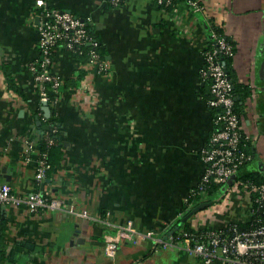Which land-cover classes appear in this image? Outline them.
Listing matches in <instances>:
<instances>
[{
    "label": "crops",
    "instance_id": "obj_1",
    "mask_svg": "<svg viewBox=\"0 0 264 264\" xmlns=\"http://www.w3.org/2000/svg\"><path fill=\"white\" fill-rule=\"evenodd\" d=\"M197 1L198 11L179 0L168 8L157 0H51L87 21L108 69L100 73L63 46L55 49L51 70L62 85L48 106L63 156L49 181L36 183L38 140L48 130L41 126L49 125L29 69L38 54L35 0H0V184L60 202L37 212L0 204L4 264H204L149 240L118 238L115 256L104 253L116 225L131 221L164 238L180 224L212 130L208 86L199 77L211 29L233 44L229 76L249 89L242 100L235 97L252 155L240 173L264 177V0ZM3 66L20 93L8 88ZM227 191L188 220L193 229L247 221L249 197L240 190L225 203Z\"/></svg>",
    "mask_w": 264,
    "mask_h": 264
},
{
    "label": "built area",
    "instance_id": "obj_2",
    "mask_svg": "<svg viewBox=\"0 0 264 264\" xmlns=\"http://www.w3.org/2000/svg\"><path fill=\"white\" fill-rule=\"evenodd\" d=\"M123 0H110L118 5ZM51 0H35L34 12L37 16V57L30 63L29 69L35 82L40 102L53 104L57 100L62 78L51 70L54 51L63 46L75 58L87 45V62L93 64L100 73L106 72L108 64L98 50L99 40L86 20L74 14L50 5ZM166 7L172 0H157ZM194 11L201 9L197 0H186ZM202 64L199 69L200 79L207 84L206 104L212 112V130L205 145L199 150L203 172L199 182L193 186L189 195L204 194L209 184H229L243 191L250 199V215L245 226L230 222L219 228L202 229L196 232L171 233L166 237L154 232H140L131 221L115 226V235L105 238L104 253L113 258L119 239H128L133 243L149 240L157 248L182 249L197 256L204 264L214 261L220 264H264V182H254L240 178L239 172L251 160L252 155L246 147L249 141L242 130L241 117L235 103L233 84L225 69V58L233 55V44L216 29H211L208 42L202 50ZM56 132L52 128L51 133ZM53 137H46L47 143H53ZM30 152V145L25 149ZM46 154L39 153L36 159L34 178L40 183L46 178ZM226 190V191H227ZM189 197V196H188ZM185 203H187V199ZM60 202L40 191L26 195L15 194L8 183L0 184V204L25 206L31 212L58 209ZM68 212H76L73 207ZM87 217V216H86Z\"/></svg>",
    "mask_w": 264,
    "mask_h": 264
},
{
    "label": "trees",
    "instance_id": "obj_3",
    "mask_svg": "<svg viewBox=\"0 0 264 264\" xmlns=\"http://www.w3.org/2000/svg\"><path fill=\"white\" fill-rule=\"evenodd\" d=\"M176 1L177 0H172V3L166 7L167 8L171 7L172 5L175 4ZM179 1L185 2L186 0H179ZM88 50H89V47L87 45L82 46L81 53L78 55V58L81 61H87L86 52ZM98 50L100 52L101 57L104 59L105 58V50H104L101 43L99 45ZM224 61H225V69L227 71V74L229 75L230 58H225ZM3 71H4L6 79H7L8 88L12 89L13 91H15L17 93H20L19 89L14 84L12 76L7 72V68L4 66H3ZM229 78L231 80L230 76H229ZM231 82L233 84V91L235 93V97H236V95H238L242 100L244 97L249 95V89L246 86H240L239 87V86L234 85L232 80H231ZM206 97H207V95H206ZM38 102H39V104H41V102L39 100V94H38ZM235 107H236V110L239 114L238 100L237 99H236ZM36 113L40 114L39 108H37ZM44 121L49 125V129L47 131H45L44 136H42L38 140V144H39L40 152L46 154V162H47L46 178H50L60 168V162H61V159L63 156V151H62L61 144H59L58 141L56 140V138H54V136L59 134L58 120L54 117V115H52L49 118H46ZM54 127L56 128V132L51 133V130ZM46 137H51V138L53 137L54 138L53 143L48 144ZM245 144H246V147L248 149L249 144H250L249 141H246ZM238 176L242 179H250L254 182H264L263 176L253 174V173H242V172L240 173L239 172ZM205 188L206 189H205L204 194L196 193L195 195H189V197L187 199V203H185L183 206L182 215H181L180 219L178 220V222L180 224L178 225V228L173 232L174 234H177L179 232H181V233L182 232H196L197 234H202L205 232V230H202V229L201 230L193 229L191 227L189 221L188 220L182 221V218L189 212L190 208L193 205L198 204L200 202L209 201V200L214 201L215 197L220 196V194L223 195L224 192H226V190L228 188V184H223V185L222 184H209V185H206ZM4 224H5V221L0 217V233L4 229ZM238 226L240 228H242L245 226V224L244 223H238ZM5 261H6L5 252H4L2 244H0V264H4Z\"/></svg>",
    "mask_w": 264,
    "mask_h": 264
},
{
    "label": "water",
    "instance_id": "obj_4",
    "mask_svg": "<svg viewBox=\"0 0 264 264\" xmlns=\"http://www.w3.org/2000/svg\"><path fill=\"white\" fill-rule=\"evenodd\" d=\"M42 110L45 112V117L49 118L52 114V111L49 109V106L46 102H42ZM37 124L40 125V121H37ZM43 129H49V127L46 126H41ZM54 138L60 139V137L58 136H54ZM2 172H4V170L2 169ZM4 178H6L7 180H9V178L4 175ZM45 181H49V179H46ZM228 185H231V182H229ZM213 204V200H209V201H204V202H200L198 204L193 205L189 212L182 218V221H186L189 220L190 218H192L197 212L211 206Z\"/></svg>",
    "mask_w": 264,
    "mask_h": 264
},
{
    "label": "rangeland",
    "instance_id": "obj_5",
    "mask_svg": "<svg viewBox=\"0 0 264 264\" xmlns=\"http://www.w3.org/2000/svg\"><path fill=\"white\" fill-rule=\"evenodd\" d=\"M227 192H229V193L226 195V198H224V202H225V203H227V201L229 200V199L227 198L228 195H230L231 198H232L233 195L238 194V189L234 186L233 188H231V190L228 189Z\"/></svg>",
    "mask_w": 264,
    "mask_h": 264
}]
</instances>
